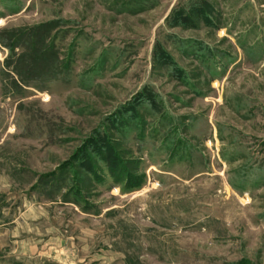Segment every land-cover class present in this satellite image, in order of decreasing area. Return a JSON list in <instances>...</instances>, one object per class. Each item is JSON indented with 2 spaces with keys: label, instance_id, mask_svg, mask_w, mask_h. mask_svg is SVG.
Returning <instances> with one entry per match:
<instances>
[{
  "label": "rangeland",
  "instance_id": "obj_1",
  "mask_svg": "<svg viewBox=\"0 0 264 264\" xmlns=\"http://www.w3.org/2000/svg\"><path fill=\"white\" fill-rule=\"evenodd\" d=\"M0 264H264V0H0Z\"/></svg>",
  "mask_w": 264,
  "mask_h": 264
},
{
  "label": "trees",
  "instance_id": "obj_2",
  "mask_svg": "<svg viewBox=\"0 0 264 264\" xmlns=\"http://www.w3.org/2000/svg\"><path fill=\"white\" fill-rule=\"evenodd\" d=\"M41 33V32H40ZM43 34V33H41ZM41 34H39V36H41ZM17 39V38H16ZM8 41H10L8 39ZM40 45L42 44V46H44V42H43V35L40 38ZM37 51V48L35 49H27V51L22 54L19 55L17 60H13V63L16 64V67L18 68V73H21V75L26 76V77H32L33 74L35 73L34 71H36V74L38 73H42L43 72V68H44V72H48L47 67L50 66H54L55 67V71L58 68L57 63H55L56 61V55L54 54L49 55L47 54V50L46 48L42 47ZM15 46H11V49L13 50V53H15ZM29 50V53H28ZM46 57V60H45ZM12 63V62H11ZM12 63V64H13ZM8 64V63H7ZM9 65V64H8ZM37 69H42V71L37 72Z\"/></svg>",
  "mask_w": 264,
  "mask_h": 264
}]
</instances>
